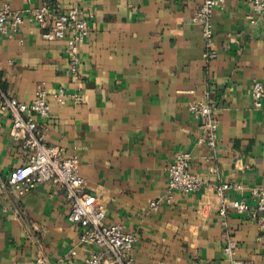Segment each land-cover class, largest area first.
<instances>
[{
    "label": "crops",
    "instance_id": "0c3cea01",
    "mask_svg": "<svg viewBox=\"0 0 264 264\" xmlns=\"http://www.w3.org/2000/svg\"><path fill=\"white\" fill-rule=\"evenodd\" d=\"M201 1L0 0L24 16L18 32L0 33V84L24 102L39 85L47 90L51 112L39 118L47 142L78 157L105 222L136 235L135 261L229 264L224 247L232 237L239 260L264 264V213L259 220L230 208L225 224L215 194L220 183L240 185L228 191L229 203L253 206L251 188L264 185V104L255 108L251 94L256 80L264 83V13L247 0L220 3L212 18L217 57L209 59L192 21ZM45 4L50 12L41 26L31 12ZM72 7L90 24L80 79L70 73L66 40L44 37L53 16ZM59 88L65 104L55 97ZM207 97L217 104L215 148L189 110ZM12 122L0 107L1 179L30 156L12 137ZM181 152L191 155L189 169L204 185L176 191L168 203V168ZM154 200L161 202L156 210ZM71 205L66 188L52 180L24 195L0 194V264H84L97 248L80 242L84 226L68 219Z\"/></svg>",
    "mask_w": 264,
    "mask_h": 264
},
{
    "label": "built area",
    "instance_id": "2783aa9c",
    "mask_svg": "<svg viewBox=\"0 0 264 264\" xmlns=\"http://www.w3.org/2000/svg\"><path fill=\"white\" fill-rule=\"evenodd\" d=\"M225 0H202L195 11L192 21L201 26L203 36L208 44L205 56L209 59L217 57V50L211 46L214 38L212 22L215 8ZM256 13H264V0H247ZM50 6L45 4L32 10L34 22L45 26L48 22ZM53 24L44 33L45 38L65 39L68 47L70 73L75 79H80L82 55L81 45L89 36L90 24L84 12L77 7L58 12L53 16ZM251 22L256 18L250 16ZM24 22L23 12L13 10L9 4L0 7V33H16ZM255 108H262L264 104V83L256 80L251 89ZM48 92L39 85L34 99L30 102L21 101L10 95L0 84V107L12 116V137L21 143L23 150L30 154L28 161L11 171L6 179L0 178V194L13 190L19 195H24L37 186L53 181L63 185L67 196L72 202L68 219L71 222L84 226L80 242L95 246L97 250L90 252L84 264H143L137 262L131 255L137 237L125 229L121 223L105 222L106 212L99 205L97 196L87 190V180L79 171L77 156H67L60 146L51 145L46 140L48 128L42 125L39 118H47L51 112ZM79 98L80 93L72 94ZM56 99L61 103L67 102L64 88H59L55 93ZM216 102L207 97L204 100L192 102L190 112L202 119V140L208 142L213 148L217 145L219 124L216 119ZM192 157L189 153L181 152L168 168V183L165 199L172 202L176 191L184 194L198 192L204 185L203 179L190 171ZM231 188H241L231 183L223 182L215 186V194L219 201V214L226 224V216L230 208L239 212H247L252 217L260 220L264 213V185L251 188L255 205L250 206L246 201L229 203L228 191ZM160 200L151 202V209H158ZM238 242L232 237L227 238L224 252L229 264H246L237 258ZM76 254L75 250L71 251Z\"/></svg>",
    "mask_w": 264,
    "mask_h": 264
}]
</instances>
